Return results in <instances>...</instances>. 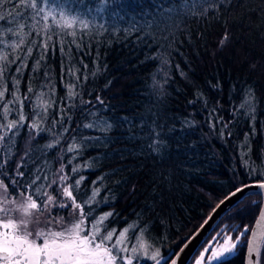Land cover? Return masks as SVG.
Returning a JSON list of instances; mask_svg holds the SVG:
<instances>
[{
	"label": "trees",
	"instance_id": "obj_1",
	"mask_svg": "<svg viewBox=\"0 0 264 264\" xmlns=\"http://www.w3.org/2000/svg\"><path fill=\"white\" fill-rule=\"evenodd\" d=\"M47 7L58 19L61 12L76 17V35L53 25L39 67L41 52L34 48L27 58L20 93L31 87L29 99L40 106L30 110L25 101V121L19 122L18 105L9 106L7 117L0 107V180L8 185L7 192L0 187V207L15 209L36 188L59 194L62 173L67 184L83 177L74 191L78 201L100 190L84 205L88 219L111 213L104 234L134 225L130 243L147 232L166 260L235 186L264 180V0H48ZM9 10L16 11L3 4L0 15ZM8 27L18 23L0 21V39L8 41ZM33 39L39 46L33 34L23 47ZM10 67L9 76L16 65ZM71 67L79 82L62 79ZM68 84L76 85L74 97ZM13 119L18 127L8 130ZM260 206V196L245 197L194 255L222 226L234 235L247 226L250 233ZM246 240L231 264H244Z\"/></svg>",
	"mask_w": 264,
	"mask_h": 264
},
{
	"label": "snow or ice",
	"instance_id": "obj_2",
	"mask_svg": "<svg viewBox=\"0 0 264 264\" xmlns=\"http://www.w3.org/2000/svg\"><path fill=\"white\" fill-rule=\"evenodd\" d=\"M5 3H9L11 8L16 11L9 10L7 16L0 15V21L17 22L18 27L7 28V32L10 33L8 41L0 39V47L14 53L10 59L7 51H0V107L3 109L4 116L7 117L11 111L9 106L18 105L19 122H23L26 119L23 115L25 101H28L30 110L40 105L37 103L34 106L29 99L28 94L33 92L31 87H28L26 93L21 96L18 74L22 69L27 68L26 60L32 55L34 48L41 52L39 59L35 62L37 67H39L40 60L45 59L48 55L53 25L61 30H69L67 34L75 37L74 26L78 21L76 17L66 16L63 12L59 14L58 19L47 7L48 0H0V7ZM8 17H12L11 22L8 21ZM79 23L85 29L88 27V24L82 20ZM26 27H30L32 31L24 32ZM33 34L35 37H39V46L33 39L29 46L23 47L27 36ZM12 37H16V39H12ZM227 39V34H225L221 39V46ZM72 42L75 43V40ZM76 47L79 48L80 45L77 44ZM52 51L55 52L54 47ZM59 51L64 53L65 49L61 46ZM71 51L68 49V52ZM11 65H16V67L14 74L9 76L8 74L13 72ZM83 66L87 68V64ZM64 71L65 76L62 79L67 76L76 77L77 82L81 79V76L77 75L79 70L75 67L67 68ZM83 79L86 80L87 77L84 76ZM9 81H14L11 90H9ZM75 88V84L67 85L69 97H74L77 94ZM42 97L43 92L36 97V100L39 101ZM100 103L103 101L101 100ZM49 106L45 102L43 105L45 112ZM251 112H255L254 107ZM255 118L254 114L251 115V120L254 121ZM33 126L37 125L33 124ZM4 127L8 130L15 129L18 127V122L13 119ZM84 127L91 128L92 125L86 124ZM223 127L227 128L228 122H225ZM213 128H215V124H213ZM224 134L221 130L220 135ZM227 134L231 136V132ZM3 139L4 135H0V140ZM72 150V148L69 149V151ZM72 171H77V169H72ZM252 171L255 169L253 168ZM20 176L23 177L24 174L21 172ZM60 179L67 181L69 177L62 176ZM82 180L83 177H80L75 180L74 185L65 184L57 195L47 191L41 192L40 188H36L33 194L26 196L25 202L19 204L15 209L0 207V264H142L145 260H150L153 264H162V262L163 264H177L176 253L165 260L161 256L159 248L149 252L148 246L143 242L129 248L125 239L126 233L132 226L120 231L115 240L113 239L116 233L115 229L108 230L105 235L101 236V226L111 213L101 215L99 219L95 217L92 220L88 219L84 205H91L100 190L99 188L94 189L89 199L78 201L74 191L78 190ZM12 183L22 189L24 187L22 181L14 180ZM32 183L34 184L35 181ZM0 187L4 188L5 192L8 191V185L3 180H0ZM250 188H254L256 191H246ZM13 191L15 190L13 189ZM53 193H56V189H53ZM248 195L264 197V180L254 184L237 185L225 199L230 200L232 197H236L238 202H242L243 198ZM10 203L16 205L17 202L10 201ZM223 203L224 201H220V204ZM219 206L218 204L217 208ZM61 209L63 212L60 211ZM14 211L20 212L21 216L15 217ZM213 211L215 212V209ZM69 215L73 219H66ZM261 218L264 219V213ZM205 223L207 224L208 221L206 220ZM146 227V225L140 226L139 230L143 231ZM248 235L247 226L243 230H238L235 235L231 229H220L215 233L212 244L205 242L206 246L198 254L195 264H231L229 257L235 255L241 239L246 240ZM244 247L246 253L244 264H264V251L255 239L246 240Z\"/></svg>",
	"mask_w": 264,
	"mask_h": 264
},
{
	"label": "water",
	"instance_id": "obj_3",
	"mask_svg": "<svg viewBox=\"0 0 264 264\" xmlns=\"http://www.w3.org/2000/svg\"><path fill=\"white\" fill-rule=\"evenodd\" d=\"M254 184V183H247ZM248 192L256 191L254 188L246 189ZM249 196V195H248ZM228 197V196H227ZM247 197V196H245ZM244 197V198H245ZM226 198V197H225ZM223 199V204L219 203V208L215 207V212L212 211L207 217L208 223H204L190 236V238L181 246V248L176 252L177 254V264H189L195 252L198 250L200 245L211 233L213 228L217 225L220 219L237 203H239L236 197H232L230 200ZM243 198V199H244ZM262 213H264V197H261V206L259 213L254 221V224L250 230L249 237L247 241L255 239L261 246L264 241V219L261 218ZM211 217V219H209ZM255 234L254 236L252 234ZM246 255V253H245ZM244 255V262H245Z\"/></svg>",
	"mask_w": 264,
	"mask_h": 264
},
{
	"label": "rangeland",
	"instance_id": "obj_4",
	"mask_svg": "<svg viewBox=\"0 0 264 264\" xmlns=\"http://www.w3.org/2000/svg\"><path fill=\"white\" fill-rule=\"evenodd\" d=\"M62 176H65V174L62 173V175L60 176V178H61ZM60 178H59V182H58V188L61 189L65 184H67V181H62ZM108 213H109V212H108ZM108 213H105V214H103V215H106V214H108ZM99 217H100V216H99ZM99 217H98L97 219H99ZM105 221H106V220H105ZM105 221H104V222H105ZM103 224H104V223H103ZM129 226H132V227L129 228L128 233H126V239H125V243L129 246V248H131L132 246L137 245V244L143 242L144 244H146V245L148 246L149 252H151V251H153V250L156 249V246L153 244L154 236H153V237H152V236L149 237L147 232L139 233V235H137V237L134 238L133 242L130 243V240H129V239H130V232H131V230H133V229L135 228V226H134V225H129ZM129 226H127V227H129ZM101 228H102V231H101L100 235L103 236V235H105L106 233H105V234L103 233V225L101 226ZM228 228H229V227L222 226L220 229H225V230H227ZM141 234H142V235H141ZM118 235H119V233H115L113 239L115 240V238H116ZM144 235H145V236H144ZM143 236H144V237H143ZM214 238H215V235H213L212 237H210V238L208 239L207 243H208V244H212ZM243 241H244V239H241L240 245L243 243ZM204 246H206V243H205ZM204 246H203V247H204ZM217 246H218V245H217ZM203 247H202V248H203ZM202 248H200V250L197 252V254L194 255L193 259L191 260V262H190L189 264H195V260L198 258V254L202 251ZM238 248H239V246H238ZM142 263H150V264H153V262L150 261V260H145V261H143Z\"/></svg>",
	"mask_w": 264,
	"mask_h": 264
}]
</instances>
